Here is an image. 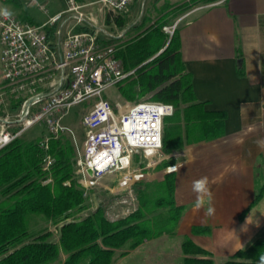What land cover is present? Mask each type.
I'll use <instances>...</instances> for the list:
<instances>
[{
  "label": "trees",
  "instance_id": "1",
  "mask_svg": "<svg viewBox=\"0 0 264 264\" xmlns=\"http://www.w3.org/2000/svg\"><path fill=\"white\" fill-rule=\"evenodd\" d=\"M23 18L36 23L26 13ZM112 19L113 13L107 12V23ZM114 19L119 26L126 22L120 15ZM164 19L153 21L144 14L131 25L137 33L123 44L118 56L126 69L135 72L118 86L125 99L174 105V113L164 120L163 132V153L172 154L225 135L227 112L207 109L206 101L198 99L193 75L183 59L179 27L169 38ZM53 29L48 28L51 33ZM47 154L53 161L44 168ZM170 157L162 162L165 168L175 164L174 156ZM76 162L75 147L66 136L52 139L48 150L40 139L23 136L0 149V264H51L61 252L65 253L63 264H112L120 250L119 255L124 256L148 239L177 232L184 206L175 199V171H167L160 183L164 195L152 197L140 189L138 207L110 219L102 206L81 213L88 208V197ZM263 196L264 183L256 187L253 202L240 217ZM210 230L201 225L192 228L195 234ZM181 250L183 264H215L212 252L188 237ZM260 254H264V233L222 264H259Z\"/></svg>",
  "mask_w": 264,
  "mask_h": 264
},
{
  "label": "built area",
  "instance_id": "2",
  "mask_svg": "<svg viewBox=\"0 0 264 264\" xmlns=\"http://www.w3.org/2000/svg\"><path fill=\"white\" fill-rule=\"evenodd\" d=\"M134 1L65 0V8L49 15L42 24L19 18L9 10L11 16L0 15V149L41 124L46 134L40 142L48 150L52 139L74 134L64 123L71 108L92 99L82 117L86 138L77 161L85 195L90 186L113 172L120 173V188L134 192L135 184L147 177V170L166 157L164 120L174 113V105L144 100L117 110L105 92L134 74L135 69L125 68L118 56V43H108L109 36H118L100 28L94 16L82 11L87 4L98 2L107 12L122 14ZM28 3L49 12L38 0ZM69 20L86 23L87 27L64 35L62 27L56 25ZM174 30L175 26H164L170 37ZM52 161L47 154L44 167ZM172 166L178 168L173 164L168 171Z\"/></svg>",
  "mask_w": 264,
  "mask_h": 264
},
{
  "label": "crops",
  "instance_id": "3",
  "mask_svg": "<svg viewBox=\"0 0 264 264\" xmlns=\"http://www.w3.org/2000/svg\"><path fill=\"white\" fill-rule=\"evenodd\" d=\"M65 6V2L61 6L52 2L51 15ZM32 18L36 24L46 21ZM180 23L183 59L193 75L194 91L198 99L206 101L207 109L226 111L227 119L225 135L165 154L173 155L178 166L175 199L184 206L176 232L181 238L178 256L184 255L181 244L188 237L212 252L215 264H222L264 230V196L240 217L255 198L257 176L264 166V0L208 2L182 15ZM57 26L65 35L87 24L69 20ZM1 53L0 41V58ZM205 176L211 201L206 196L204 206L196 209L191 184ZM208 206L215 207L214 216L205 215ZM247 219L252 224L247 225V232L241 231ZM197 225L211 230L195 234L192 228ZM151 241L146 240L118 260ZM149 253L145 254V264H159ZM163 255L172 256L170 251Z\"/></svg>",
  "mask_w": 264,
  "mask_h": 264
},
{
  "label": "rangeland",
  "instance_id": "4",
  "mask_svg": "<svg viewBox=\"0 0 264 264\" xmlns=\"http://www.w3.org/2000/svg\"><path fill=\"white\" fill-rule=\"evenodd\" d=\"M29 0H0V9L4 8L13 13H15L19 18H23L24 14L34 17L37 20L43 21L47 20L49 15H51L52 2L58 4V6L64 5L65 0H38V2L46 5L49 12H45L37 5H30ZM95 0H79V2H90ZM206 0H135L133 4L128 8L127 11L122 14H113V19L111 23H107L106 15L107 11L102 7L101 3L87 4L82 8V11L87 15H92L97 21V25L118 37L109 36L108 43H118L120 48L123 44L134 37L137 33L135 29H132L131 25L140 19L144 14L149 15L153 18V21L164 17L165 25L179 26L181 21V16L186 14L193 7L206 4ZM115 15H120L122 19H125V24L119 26L115 22ZM152 21V22H153ZM164 25V26H165ZM163 26V29H164ZM64 34V32H62ZM102 34L104 32L102 31ZM169 36V35H168ZM169 38H171L169 36ZM126 80V79H125ZM124 80V81H125ZM105 96L109 98L113 104L117 107V110H125L130 105L135 104L139 101H131L125 99L120 95L119 86L109 88L105 92ZM144 100V99H143ZM150 100V99H145ZM87 100L81 104L75 105L71 108L69 114L64 118V123L73 129L74 134L65 133L61 136L69 137L75 147V153L77 156V161L80 155L83 153L84 142L86 138V129L82 124L83 114L89 110V102ZM46 134L45 126L41 124H36L29 128L22 136L27 140L40 139ZM60 136V137H61ZM170 156H166L164 159L158 161L154 166L147 170V177L144 180L137 182L134 186V192H130L127 189L120 188L118 185V180L120 173L113 172L107 174L103 178L99 179L94 185L87 189V203L88 208L83 210L81 213H86L99 206L106 209L107 217L110 219H117L127 215L138 207L139 204V190L144 189L148 191L150 196H162L165 194L164 190L160 187L161 181L164 179L165 173L168 171V167L165 168L163 163L168 160ZM46 164V162H44ZM76 166L79 172V165L76 162ZM49 167V166H48ZM45 168V167H44ZM264 183V166L259 171L257 176V187L260 188ZM122 199H126L122 202ZM50 229L56 230V226L49 224ZM264 233V230L262 231ZM261 233V234H262ZM260 235V234H259ZM258 236V235H257ZM54 239L58 236L54 235ZM181 238L176 235V233H163L157 238H153L151 242L143 245L140 250L134 252L130 256L118 260V251L112 264H145V254L150 251L151 257L154 263L159 264H183V256H178V250L180 247L179 240ZM149 240V239H148ZM143 243H146L145 241ZM126 248V247H125ZM124 248V249H125ZM166 251H170L172 256L166 258L163 254ZM65 258V253L61 252L58 260L51 264H63Z\"/></svg>",
  "mask_w": 264,
  "mask_h": 264
},
{
  "label": "clouds",
  "instance_id": "5",
  "mask_svg": "<svg viewBox=\"0 0 264 264\" xmlns=\"http://www.w3.org/2000/svg\"><path fill=\"white\" fill-rule=\"evenodd\" d=\"M0 15H3L4 17H9V16H11V12H9L7 9H3V10H0ZM170 158L171 157H169V159ZM170 170L176 171L177 170L176 166H172ZM191 191H192V193L195 194L194 207L196 209H200L204 206V198L206 196L209 198V201H211L212 192H211L210 187H209L208 177L205 176V177H201L199 179L192 181ZM215 212H216V209L214 206H208L205 210V215L211 217V216L215 215ZM248 224H252V223H249V221L247 219L246 224L244 226H242L241 231L247 232L248 231V228H247ZM255 225L257 227L260 226L259 220H256ZM259 264H264V254L259 255Z\"/></svg>",
  "mask_w": 264,
  "mask_h": 264
},
{
  "label": "water",
  "instance_id": "6",
  "mask_svg": "<svg viewBox=\"0 0 264 264\" xmlns=\"http://www.w3.org/2000/svg\"><path fill=\"white\" fill-rule=\"evenodd\" d=\"M88 172L91 173L92 172L91 169H89Z\"/></svg>",
  "mask_w": 264,
  "mask_h": 264
}]
</instances>
